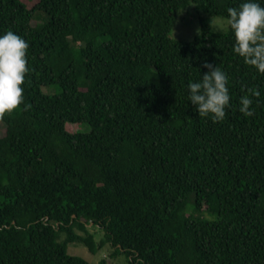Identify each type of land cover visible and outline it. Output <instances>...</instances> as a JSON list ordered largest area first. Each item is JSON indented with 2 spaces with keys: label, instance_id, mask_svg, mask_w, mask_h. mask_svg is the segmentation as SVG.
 <instances>
[{
  "label": "trees",
  "instance_id": "trees-1",
  "mask_svg": "<svg viewBox=\"0 0 264 264\" xmlns=\"http://www.w3.org/2000/svg\"><path fill=\"white\" fill-rule=\"evenodd\" d=\"M241 2L0 0V34L29 45L28 107L0 115V264H90L71 244L128 264H264V74L208 19L171 39L191 4L226 19ZM205 61L228 76L223 121L187 101Z\"/></svg>",
  "mask_w": 264,
  "mask_h": 264
},
{
  "label": "clouds",
  "instance_id": "clouds-1",
  "mask_svg": "<svg viewBox=\"0 0 264 264\" xmlns=\"http://www.w3.org/2000/svg\"><path fill=\"white\" fill-rule=\"evenodd\" d=\"M226 22L234 42L232 52L242 58L244 64L264 74V4L260 0H242L237 7L226 9ZM24 38L9 30L0 34V115L11 113L24 104L22 84L28 73L27 49ZM198 80L187 83V101L195 106L199 117H210L213 122L223 121L230 106L227 74L205 61ZM251 95L239 98V112L245 117L254 114L253 97H259L256 89H248Z\"/></svg>",
  "mask_w": 264,
  "mask_h": 264
},
{
  "label": "rangeland",
  "instance_id": "rangeland-1",
  "mask_svg": "<svg viewBox=\"0 0 264 264\" xmlns=\"http://www.w3.org/2000/svg\"><path fill=\"white\" fill-rule=\"evenodd\" d=\"M208 19L211 22V29L215 33L226 34L229 32L230 27L227 25L226 19L206 14L196 4H191L187 9L180 12L176 25L171 33V39L182 41L185 43L193 42L197 37L202 34L201 20ZM46 94H55L56 88H45ZM69 130L74 132H89L88 125H70ZM97 233V241H99L103 234L102 232L94 230ZM71 255L80 256L90 262V264H128L125 256L113 257L114 250L108 245L98 252L97 255H92L88 248L81 244H71L68 247Z\"/></svg>",
  "mask_w": 264,
  "mask_h": 264
}]
</instances>
